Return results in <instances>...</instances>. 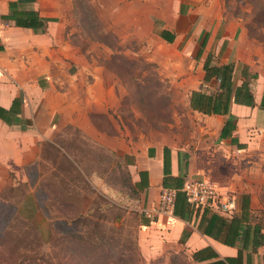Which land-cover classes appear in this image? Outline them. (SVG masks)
<instances>
[{
    "label": "rangeland",
    "instance_id": "1",
    "mask_svg": "<svg viewBox=\"0 0 264 264\" xmlns=\"http://www.w3.org/2000/svg\"><path fill=\"white\" fill-rule=\"evenodd\" d=\"M73 11L71 26L82 45L116 74L119 104L90 115L84 128L58 126L41 141L35 161L2 181L0 264H191L179 244L153 230L141 232L143 203L132 182L130 153L160 139L185 144L198 168L186 180L207 175V151L216 141L207 117L185 113L174 79L196 60L204 33L211 63L226 60L217 53L226 37L238 44L242 63L262 72L264 0H75ZM164 26L177 34L173 43L158 35ZM232 156L228 168L211 170L225 184L236 182L239 159L242 166L252 159ZM217 185L221 193L236 194Z\"/></svg>",
    "mask_w": 264,
    "mask_h": 264
},
{
    "label": "crops",
    "instance_id": "2",
    "mask_svg": "<svg viewBox=\"0 0 264 264\" xmlns=\"http://www.w3.org/2000/svg\"><path fill=\"white\" fill-rule=\"evenodd\" d=\"M12 1H21V7L34 9L40 17L50 19L45 30L36 32L3 18L9 13L8 3ZM74 3L75 0H0V184L11 171L38 158L41 141L50 138L55 128L65 123L84 128L90 115L119 104L114 87L115 72L90 53L88 45H82L80 33L71 26ZM97 16L102 25L101 17ZM162 30L167 31L168 36L173 35V41L177 37L167 26L162 27L158 35ZM213 32L216 34L217 29ZM206 42L203 47L199 43L195 50L196 60L185 63L186 75L174 80L182 88L185 113L207 117L211 129L208 130L216 141L207 151V175L200 178L210 180L217 187L219 183L236 190V208L229 214H213L205 208L188 207L180 216L173 210L172 215L141 224V232L153 230L162 234L167 242L179 244L187 251L191 264L213 261L264 264V103L261 105L264 102V70L260 72L252 63H242L238 44L230 43L226 37L220 42L217 53L222 52L227 58L212 63L233 64L234 86L246 79L253 97L252 105L230 103L229 114L234 117V128L227 136L220 137L229 114H203L189 104L191 90L211 83L215 86L212 91L203 90L219 89L215 78L204 82V61L214 54L206 51L210 50ZM90 43L95 41L90 40ZM244 66L248 72L258 74L257 77L244 78L241 74ZM187 84L193 86L187 88ZM250 132L255 134L251 139L247 137ZM188 147L160 139L130 153V174L143 208L157 203L164 177L181 176L185 181L195 173L194 169H198ZM164 154L168 159L165 174ZM232 154L252 159H245L243 166L241 159L235 160L241 167L239 175L234 184H225L221 181L225 179L211 170H218L223 164L228 168ZM243 177L245 181L241 182Z\"/></svg>",
    "mask_w": 264,
    "mask_h": 264
},
{
    "label": "trees",
    "instance_id": "3",
    "mask_svg": "<svg viewBox=\"0 0 264 264\" xmlns=\"http://www.w3.org/2000/svg\"><path fill=\"white\" fill-rule=\"evenodd\" d=\"M21 1H12L8 3L9 13L3 18L12 20L16 26L31 28L36 32H43L46 28L47 22L50 19L40 17L38 12L34 9H25L21 7ZM159 36L165 39L168 42H172L174 36H168L167 31H160ZM206 34L203 36V39L200 43V46L203 47L206 40ZM201 49L198 51L197 56H199ZM204 82H209L212 78H215L219 82V89L214 92H206L201 86L198 90L191 91L189 104L193 110L201 112L203 114H229L230 103L235 101L240 104L252 105L253 97L249 89V84L246 79L242 81L240 85L234 86L232 82V71L233 64H222L216 65L211 63V58L206 57L204 64ZM241 74L244 78H251L254 75L248 72L246 66L241 70ZM262 101V106H263ZM0 117L1 111H0ZM233 116L229 114L228 119L224 123L221 131L220 137L227 136L231 130L234 128ZM167 156L164 154V174L167 173ZM184 179L181 176H166L162 181V188L168 187L176 190V197L174 203V213L176 215H181L186 212L188 207L192 208L186 201V197L181 188L183 186ZM134 184V183H133ZM135 185V184H134ZM136 186V185H135ZM137 189V187H136ZM138 191V189H137ZM139 193V191L137 192ZM140 195V194H139ZM216 214L217 212H212ZM151 219L144 216V219L141 220L140 224H148ZM208 264H224L221 261H213Z\"/></svg>",
    "mask_w": 264,
    "mask_h": 264
},
{
    "label": "built area",
    "instance_id": "4",
    "mask_svg": "<svg viewBox=\"0 0 264 264\" xmlns=\"http://www.w3.org/2000/svg\"><path fill=\"white\" fill-rule=\"evenodd\" d=\"M181 191L192 208H205L212 212L229 214L236 208L235 196L221 193L213 182L206 178L185 180ZM176 190L164 187L160 190L156 204L143 208V214L149 219L172 215Z\"/></svg>",
    "mask_w": 264,
    "mask_h": 264
}]
</instances>
